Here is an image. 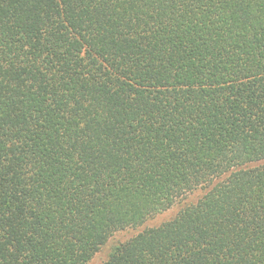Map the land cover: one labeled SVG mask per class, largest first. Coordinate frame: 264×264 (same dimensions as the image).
I'll list each match as a JSON object with an SVG mask.
<instances>
[{"label":"trees","instance_id":"16d2710c","mask_svg":"<svg viewBox=\"0 0 264 264\" xmlns=\"http://www.w3.org/2000/svg\"><path fill=\"white\" fill-rule=\"evenodd\" d=\"M127 230L102 264H264V0H0V264Z\"/></svg>","mask_w":264,"mask_h":264},{"label":"rangeland","instance_id":"374dc122","mask_svg":"<svg viewBox=\"0 0 264 264\" xmlns=\"http://www.w3.org/2000/svg\"><path fill=\"white\" fill-rule=\"evenodd\" d=\"M203 194H204V191L202 189H198V190L192 192L191 194H189V196L187 198L180 201L178 204H176L171 209H169V210H167L161 214H158L154 218L148 220L147 224L148 225H158L159 223L173 217L176 214V212L178 211V209L181 208V206H183L185 204L196 202ZM133 233H134L133 230H129V231L127 230V231L118 233L108 242L107 245H105L103 247V249L100 252H98L86 264H102L103 261L106 260V258L108 257V254H109L112 246L115 243L119 242L120 240H124V239L130 237Z\"/></svg>","mask_w":264,"mask_h":264}]
</instances>
